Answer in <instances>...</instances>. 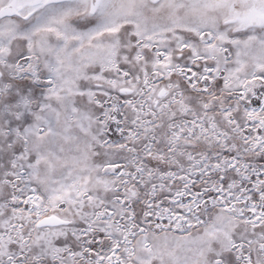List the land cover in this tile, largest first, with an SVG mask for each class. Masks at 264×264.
<instances>
[{
  "label": "snow or ice",
  "instance_id": "snow-or-ice-1",
  "mask_svg": "<svg viewBox=\"0 0 264 264\" xmlns=\"http://www.w3.org/2000/svg\"><path fill=\"white\" fill-rule=\"evenodd\" d=\"M0 264H264V0H0Z\"/></svg>",
  "mask_w": 264,
  "mask_h": 264
}]
</instances>
